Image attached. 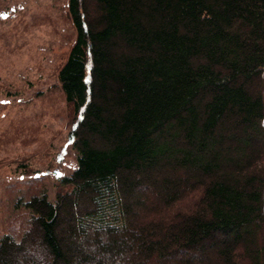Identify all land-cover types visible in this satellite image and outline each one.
<instances>
[{"label": "trees", "instance_id": "16d2710c", "mask_svg": "<svg viewBox=\"0 0 264 264\" xmlns=\"http://www.w3.org/2000/svg\"><path fill=\"white\" fill-rule=\"evenodd\" d=\"M65 10L74 166L49 185L0 159L31 176L0 210V264H264V0Z\"/></svg>", "mask_w": 264, "mask_h": 264}, {"label": "rangeland", "instance_id": "374dc122", "mask_svg": "<svg viewBox=\"0 0 264 264\" xmlns=\"http://www.w3.org/2000/svg\"><path fill=\"white\" fill-rule=\"evenodd\" d=\"M66 2L0 0V134L9 136L0 159L22 155L31 175L38 172L49 185L55 172L74 166L71 115L56 78L74 36ZM27 179L11 166L0 169V210L8 196L24 192Z\"/></svg>", "mask_w": 264, "mask_h": 264}]
</instances>
